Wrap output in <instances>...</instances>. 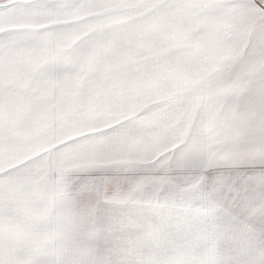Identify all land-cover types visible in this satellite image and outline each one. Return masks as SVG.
Instances as JSON below:
<instances>
[{"label":"snow or ice","instance_id":"obj_1","mask_svg":"<svg viewBox=\"0 0 264 264\" xmlns=\"http://www.w3.org/2000/svg\"><path fill=\"white\" fill-rule=\"evenodd\" d=\"M0 264H264V0H0Z\"/></svg>","mask_w":264,"mask_h":264}]
</instances>
